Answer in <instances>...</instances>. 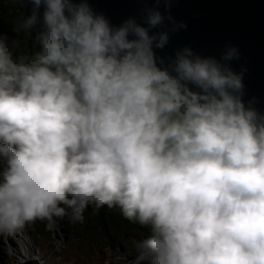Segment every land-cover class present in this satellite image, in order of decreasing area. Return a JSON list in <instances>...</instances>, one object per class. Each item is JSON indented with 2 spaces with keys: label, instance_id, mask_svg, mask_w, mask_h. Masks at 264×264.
I'll return each mask as SVG.
<instances>
[{
  "label": "clouds",
  "instance_id": "clouds-1",
  "mask_svg": "<svg viewBox=\"0 0 264 264\" xmlns=\"http://www.w3.org/2000/svg\"><path fill=\"white\" fill-rule=\"evenodd\" d=\"M12 3L33 5L13 31L38 50L0 32V234L118 207L150 226L130 264H264V113L238 50L161 66L186 25L151 32L158 9L113 26L88 0Z\"/></svg>",
  "mask_w": 264,
  "mask_h": 264
},
{
  "label": "water",
  "instance_id": "water-1",
  "mask_svg": "<svg viewBox=\"0 0 264 264\" xmlns=\"http://www.w3.org/2000/svg\"><path fill=\"white\" fill-rule=\"evenodd\" d=\"M97 14H103L113 26L128 19L146 26L147 9H158L165 16L164 28L151 32L170 30L169 42L163 49H155L156 56L167 66L175 53L189 47L202 57L220 60L230 48L238 50V58L227 63L243 75V100L264 113V0H172L170 4H157L155 0H88ZM25 16L31 15L33 5H23ZM43 6L39 15L42 21Z\"/></svg>",
  "mask_w": 264,
  "mask_h": 264
},
{
  "label": "trees",
  "instance_id": "trees-1",
  "mask_svg": "<svg viewBox=\"0 0 264 264\" xmlns=\"http://www.w3.org/2000/svg\"><path fill=\"white\" fill-rule=\"evenodd\" d=\"M22 7L21 3H12V0H0V32L10 39L17 37L21 41V51L31 53L38 50L34 36L13 31L25 15ZM93 208L91 205L86 208L79 221L73 222L67 217L54 218L53 221L37 220L25 226L31 228L33 235L41 237L40 244L52 249L54 246L47 245L52 232L46 226L49 222L58 226L65 237L58 256L66 263L103 264L102 256L108 251L113 255L122 253L126 263L130 264L136 254L137 242L150 234V226L126 220L118 207L109 209L105 206L96 211ZM1 257L4 260L8 254L0 250Z\"/></svg>",
  "mask_w": 264,
  "mask_h": 264
},
{
  "label": "rangeland",
  "instance_id": "rangeland-1",
  "mask_svg": "<svg viewBox=\"0 0 264 264\" xmlns=\"http://www.w3.org/2000/svg\"><path fill=\"white\" fill-rule=\"evenodd\" d=\"M46 228L52 232V239L48 241L47 245L51 244L54 246L53 249L40 244L41 237L33 235L31 233V228L28 226H24L22 229L10 235L0 234V250H4L5 253L8 254V257L4 258V260L2 257L0 258V264H34L36 261L41 264H70L61 260L58 256L64 244V233L53 222H49ZM22 239H24L36 253L34 255L36 258L35 261H30L28 263L23 261L22 254H24V250L22 247ZM123 256L124 255L120 252L113 255L107 251L102 256V262L103 264H127Z\"/></svg>",
  "mask_w": 264,
  "mask_h": 264
},
{
  "label": "bare ground",
  "instance_id": "bare-ground-1",
  "mask_svg": "<svg viewBox=\"0 0 264 264\" xmlns=\"http://www.w3.org/2000/svg\"><path fill=\"white\" fill-rule=\"evenodd\" d=\"M22 243H23L22 247H23V250H24V252H23L24 254H22L23 261L25 263H28L30 261H35L36 258L34 257V255L36 253L34 252V250H32L30 245L26 241H24V239H22Z\"/></svg>",
  "mask_w": 264,
  "mask_h": 264
}]
</instances>
